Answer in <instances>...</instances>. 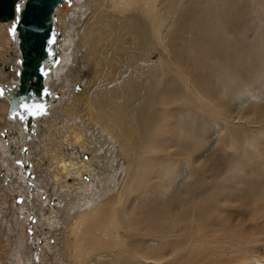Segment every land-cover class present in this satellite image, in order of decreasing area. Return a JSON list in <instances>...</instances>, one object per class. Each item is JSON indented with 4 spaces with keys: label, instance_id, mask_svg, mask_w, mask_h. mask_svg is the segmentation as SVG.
<instances>
[{
    "label": "bare ground",
    "instance_id": "1",
    "mask_svg": "<svg viewBox=\"0 0 264 264\" xmlns=\"http://www.w3.org/2000/svg\"><path fill=\"white\" fill-rule=\"evenodd\" d=\"M53 20L30 123L0 21V264H264V0H63Z\"/></svg>",
    "mask_w": 264,
    "mask_h": 264
},
{
    "label": "water",
    "instance_id": "2",
    "mask_svg": "<svg viewBox=\"0 0 264 264\" xmlns=\"http://www.w3.org/2000/svg\"><path fill=\"white\" fill-rule=\"evenodd\" d=\"M63 0H30L21 23L15 33L19 36V47L22 59L19 71V84L12 96L11 114L27 116V122L45 111V104L41 100L49 97V91L44 85L47 68L46 59L58 62V54L52 51L54 43L53 14L57 5ZM16 0H0V21L10 20L15 16ZM10 28V34L14 35ZM78 87V85H77Z\"/></svg>",
    "mask_w": 264,
    "mask_h": 264
},
{
    "label": "snow or ice",
    "instance_id": "3",
    "mask_svg": "<svg viewBox=\"0 0 264 264\" xmlns=\"http://www.w3.org/2000/svg\"><path fill=\"white\" fill-rule=\"evenodd\" d=\"M30 3V0H16L15 6H14V22L12 23L11 31L15 33L17 26L21 23L23 19V15L26 11V8L28 7Z\"/></svg>",
    "mask_w": 264,
    "mask_h": 264
},
{
    "label": "rangeland",
    "instance_id": "4",
    "mask_svg": "<svg viewBox=\"0 0 264 264\" xmlns=\"http://www.w3.org/2000/svg\"><path fill=\"white\" fill-rule=\"evenodd\" d=\"M68 9H69V6H68ZM216 135H217V132L215 130H212L209 132V140L212 142V144H214L213 140Z\"/></svg>",
    "mask_w": 264,
    "mask_h": 264
}]
</instances>
